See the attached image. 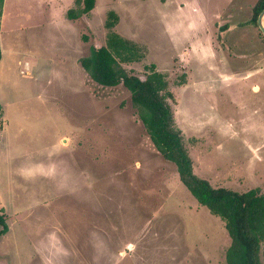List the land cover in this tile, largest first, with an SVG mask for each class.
<instances>
[{
	"label": "rangeland",
	"instance_id": "1",
	"mask_svg": "<svg viewBox=\"0 0 264 264\" xmlns=\"http://www.w3.org/2000/svg\"><path fill=\"white\" fill-rule=\"evenodd\" d=\"M5 0L0 17V264H226L225 222L154 147L131 92L79 60L113 30L167 76L194 172L264 193V36L257 0ZM255 87L259 88L258 91ZM4 119V121H3ZM264 243L262 244V259Z\"/></svg>",
	"mask_w": 264,
	"mask_h": 264
},
{
	"label": "trees",
	"instance_id": "2",
	"mask_svg": "<svg viewBox=\"0 0 264 264\" xmlns=\"http://www.w3.org/2000/svg\"><path fill=\"white\" fill-rule=\"evenodd\" d=\"M5 0H0V17ZM77 7L68 11L69 20H77L89 14L95 0H75ZM264 10V0H257L250 24ZM118 21L115 12L108 14L106 28L109 30L105 45L92 46L90 54L79 60L90 79L102 88L123 85L131 92L132 104L156 150L163 158L176 165L180 181L196 201L225 222L231 239L226 249V264H264V193L258 189L237 192L224 187H214L210 181L194 172L185 136L177 126L170 100L174 99L167 76L146 66L145 76L129 72L124 64L139 63L147 55L137 43L116 33L113 28ZM0 48V61H1ZM2 105L0 103V115ZM8 232L5 217L0 209V237Z\"/></svg>",
	"mask_w": 264,
	"mask_h": 264
},
{
	"label": "water",
	"instance_id": "3",
	"mask_svg": "<svg viewBox=\"0 0 264 264\" xmlns=\"http://www.w3.org/2000/svg\"><path fill=\"white\" fill-rule=\"evenodd\" d=\"M263 20H264V10L261 12L257 19V26L261 30L263 36H264V26H263Z\"/></svg>",
	"mask_w": 264,
	"mask_h": 264
},
{
	"label": "bare ground",
	"instance_id": "4",
	"mask_svg": "<svg viewBox=\"0 0 264 264\" xmlns=\"http://www.w3.org/2000/svg\"><path fill=\"white\" fill-rule=\"evenodd\" d=\"M10 6H11V0H8V1H7V7H6V8H8V7H10ZM263 26H264V20H263ZM258 89H259V88L255 87V90H256V91H258Z\"/></svg>",
	"mask_w": 264,
	"mask_h": 264
},
{
	"label": "crops",
	"instance_id": "5",
	"mask_svg": "<svg viewBox=\"0 0 264 264\" xmlns=\"http://www.w3.org/2000/svg\"><path fill=\"white\" fill-rule=\"evenodd\" d=\"M3 121H4V119H3ZM4 135V131H2L1 132V134H0V140H1V137Z\"/></svg>",
	"mask_w": 264,
	"mask_h": 264
}]
</instances>
